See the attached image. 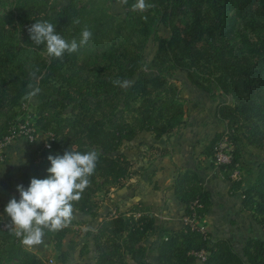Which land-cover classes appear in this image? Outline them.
I'll return each mask as SVG.
<instances>
[{"label":"trees","instance_id":"1","mask_svg":"<svg viewBox=\"0 0 264 264\" xmlns=\"http://www.w3.org/2000/svg\"><path fill=\"white\" fill-rule=\"evenodd\" d=\"M110 1L6 0L0 7V139L24 119L22 105L28 100L23 97L32 90L29 85L40 90L33 123L51 133L48 145L39 143L30 151L29 184L32 178H47L49 155L95 150L98 161L90 184L81 199L72 202L73 209L95 216L109 191L123 187L132 172L130 158L120 149L123 141L142 131L159 138L185 121L179 87L168 74L179 68L195 86L210 91L214 82L229 96L215 106L225 130L215 132L203 152L230 179V189H240L241 177L232 176L239 170L238 148L229 151L228 161H219L217 154L223 141L228 146L238 139L264 148V0H146L152 7L144 12L132 11L136 0H128L119 3L121 15L110 10ZM44 20L66 41L79 44L85 26L92 38L62 59L49 57L46 45H36L28 32ZM160 24L168 34L158 33ZM150 38L156 47L147 58L144 50ZM117 78L127 84L114 85ZM257 168L254 181L242 189L241 204L264 230V159ZM172 187L191 222L161 227L147 205L138 202L124 210L115 205L93 228L92 262L72 261L69 251L61 248L71 230L68 225L57 231L45 228L54 260L190 264L202 255L203 264H264V238L248 237L239 252L227 238L211 242L209 232L200 228L211 193L198 166L178 167ZM14 231L0 218V264H48ZM149 236L155 238L147 244Z\"/></svg>","mask_w":264,"mask_h":264},{"label":"crops","instance_id":"2","mask_svg":"<svg viewBox=\"0 0 264 264\" xmlns=\"http://www.w3.org/2000/svg\"><path fill=\"white\" fill-rule=\"evenodd\" d=\"M195 87L199 90H203L197 86ZM218 102L213 105L212 110L214 119L218 121V125L215 128H211L212 132L209 133V135H206L208 132L206 128L201 129V127H203L202 125L206 124V121L204 120L199 124V120L194 117L193 121H184L182 125L177 128L181 135L184 136L183 143L181 144L184 148H156V146L162 147L163 144L160 143H162L161 141L166 137L164 135L159 138L154 137V139L150 141L153 144V148H134L138 154H146L147 156H144L143 162L145 170L142 168L139 169L141 173L143 170V173L135 174L136 172L133 173L132 171L129 176V191L130 187L132 188L131 191H133L132 193H129V206L138 202L147 205L150 208V211L154 214L158 226L178 228L184 223L183 213L185 203L179 200L174 193L172 187L173 177L178 167L192 165L199 167L196 162L197 158H200V161L209 158L205 156L203 150L215 132L225 130L224 122L215 115V106ZM185 117L186 112L184 118ZM212 123L210 125H212ZM35 146L36 144L32 145L24 136H17L3 148L6 159L0 161V218L8 225H11V218L5 212V206L12 196H15L17 200H19L17 185L22 184L25 188L29 186V154ZM155 151H157L156 154L154 153ZM131 156L133 157V153L131 154V152H129V158ZM141 157L142 155H140L134 163L131 161V168L140 166L141 161L138 162V160ZM212 166L214 167V165ZM255 169L256 172L254 176H249L246 178V181H244L246 173L244 172V176L241 178V188L232 191L230 189V179L223 177L218 169V176L213 178L209 176L204 169L201 170L199 167L201 179L211 193V205L200 219V224L209 232V240L211 242L219 237L227 238L233 247L240 252L248 237L257 236L264 238V230L261 225L254 220L251 212L243 208L241 204L242 189L249 186L254 181L257 173V168ZM121 188L122 187L119 189L112 188L109 191V199H106L104 202L108 207L107 211L114 210L115 205L120 210H124L122 208V202L124 200H121V195H119L121 193ZM126 202H128V200H126ZM88 214L89 213L73 209V216L82 215L85 217ZM102 215L97 212L95 216H92L97 220L95 221L93 228L96 226V223ZM154 238V236H149L146 239V243H151ZM48 241L49 240L46 237V243L43 245V249H46L45 247L49 246L47 243ZM91 243L92 241L89 242L91 250L88 256H81L80 259L72 261L92 262L95 257V251L94 246L92 247L93 244ZM64 249L66 248L64 247ZM153 256L156 259L155 254ZM60 264L64 263L60 262ZM190 264H203V259L197 257V259Z\"/></svg>","mask_w":264,"mask_h":264},{"label":"clouds","instance_id":"3","mask_svg":"<svg viewBox=\"0 0 264 264\" xmlns=\"http://www.w3.org/2000/svg\"><path fill=\"white\" fill-rule=\"evenodd\" d=\"M118 3L124 5L128 0H118ZM151 7L146 0H136L131 5V10L144 12ZM75 23L79 24L80 21L76 20ZM28 32L32 42L36 45L45 44L47 55L57 59H62L65 52L77 51L93 35L88 26H85L79 44L75 39L69 42L56 32L53 23L46 20L36 21L28 28ZM113 84L123 87L127 81L117 78ZM29 88L32 90L25 94V100H31L40 91L32 85ZM48 160L51 166L47 169V178H32L27 188L22 184L17 185L19 200L12 196L5 206V212L15 229L14 235L29 247L44 242L45 228L57 231L67 226L73 216L72 202L81 199L82 193L89 186L98 153L95 150L81 153L70 149L63 155H49Z\"/></svg>","mask_w":264,"mask_h":264},{"label":"rangeland","instance_id":"4","mask_svg":"<svg viewBox=\"0 0 264 264\" xmlns=\"http://www.w3.org/2000/svg\"><path fill=\"white\" fill-rule=\"evenodd\" d=\"M4 6H6V0H0V7L2 8ZM110 10L117 15H121L123 13L122 7L120 6L117 0L110 1ZM168 32L169 31L166 26L162 24L159 25L158 27L159 34L166 35L168 34ZM155 47H156V42L152 38H150L144 50V54L146 55L147 58H150L152 56L153 52L155 51ZM168 74L179 87V94L182 98V102L186 110L185 122L193 121L194 117L197 120H199V124H201V122L205 120L206 124H203L202 125L203 127H201V129L206 128L208 131L206 135H209V133L212 132L211 128L212 127L215 128L218 125V121L214 119L212 113L213 105H215V103L218 101L229 99V96L221 93L214 82L212 83L210 91L197 89L187 78L186 72L179 68H175L171 70ZM37 102L38 99L35 97H33L31 100H28L27 110L22 114L24 115L25 119L29 120L30 122L31 121L34 122L35 120L33 112L35 111V105L37 104ZM211 123L212 125H210ZM34 126L36 128L35 144L37 145L45 140L47 132L39 129L36 124ZM176 130L177 131L175 133L164 135L166 137H164L163 140L161 141L162 143H160L163 144L162 147L156 146V148H184V146L181 145L183 143L184 136L181 135L178 129ZM152 139H154V136L151 132L149 131L141 132L140 134L136 135L133 139L124 140L123 143L121 144L120 149L126 153L128 158H129V152H131V154L133 153V157L132 156L130 157L132 163H134V161L138 159L140 155H142V157L138 160V162L141 161V164L139 163L140 166L134 168L132 167L133 173L135 172H136L135 174L141 173L139 170L141 168L145 170V168L143 167L144 165L143 162H144V156L145 157L147 156L146 154H138L137 151L134 150V148H153L152 146L153 144L150 142ZM232 143L233 144L229 143L228 146H225L226 141L225 142L223 141L221 144L222 147L224 146V148H222L221 153L228 155L229 151L231 152L234 148H238L239 159L236 167H238L239 169V176L241 178L244 176L243 173L246 172L245 180H244L246 181V178H248L249 176L251 177L254 176L256 172L255 168H257L256 166L257 163L260 160L264 159V148H259L254 145L248 144L244 139L241 140L238 139ZM154 153L156 154L157 151H155ZM4 158L6 159V157ZM199 159L200 158H197L196 162L201 168V170L204 169L209 174V176L213 178L218 176V171H217L218 168L216 163H211L209 158H206L207 161L206 160L200 161ZM212 165H214V167ZM120 190L121 193L119 195H121V200H124L122 202V208L126 209L127 207H129V193L133 192L131 191L132 190L131 187L129 191V177L126 178L125 185ZM126 200H128V202H126ZM104 202L105 200L100 204L97 210V212L100 213L101 215L104 214L108 209L107 205H105ZM95 221L97 220H95V218H93L91 214H88L85 217H83L82 215L72 216V218L68 222V226L70 227L71 230L65 234L61 248L64 249L65 247L66 248L65 250L69 251L71 260L80 259L81 256L84 257L89 255V252L91 250L89 247V242H91L90 238ZM46 237L48 238V236L45 234L43 238L44 242L42 244L37 246H32V247L27 246V247L37 252L40 256L45 257L48 264H60V262H56L54 260L53 257L54 248H53V244L50 241L47 242L49 246H46L45 247L46 249H43L44 247L43 245H45L46 243L45 242ZM152 256H151V260L154 262L155 258L154 256L153 257Z\"/></svg>","mask_w":264,"mask_h":264},{"label":"built area","instance_id":"5","mask_svg":"<svg viewBox=\"0 0 264 264\" xmlns=\"http://www.w3.org/2000/svg\"><path fill=\"white\" fill-rule=\"evenodd\" d=\"M27 103H24L22 105V109L25 111L27 110ZM36 128L34 126V123L29 120H26L25 117L22 120H18L16 123H14L11 127V130L9 134L5 135L2 139H0V161H4L5 153H4V147L5 145L11 141L13 138L17 136H24L28 141H33L36 139ZM51 133H47L45 140L42 142L45 145L49 144L51 136H49ZM219 152L217 154L219 161H228L230 157V153L228 155H225L222 152V144L219 146ZM232 176L238 177L239 176V170L235 169L232 172ZM30 185V184H29ZM191 222L192 219H190L188 216H184V222ZM201 229H205L203 225L200 224ZM203 259V256L201 257Z\"/></svg>","mask_w":264,"mask_h":264}]
</instances>
